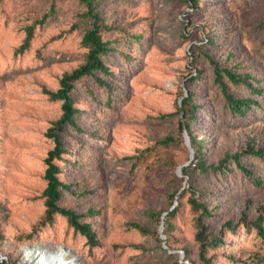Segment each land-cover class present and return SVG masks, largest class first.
<instances>
[{
    "label": "rangeland",
    "instance_id": "374dc122",
    "mask_svg": "<svg viewBox=\"0 0 264 264\" xmlns=\"http://www.w3.org/2000/svg\"><path fill=\"white\" fill-rule=\"evenodd\" d=\"M100 8L109 25L105 38L113 41L106 57L113 75L104 76L111 88L92 77L77 82L82 131H55L69 152L59 161L61 176L76 187L62 204L98 210L90 219L93 245L68 218L51 214L44 195L46 158L55 146L47 133L63 113V102L47 91L58 90L63 76L86 62V7L78 0H0V264H22L21 255L40 264L34 250L44 247L56 254L55 264H204L191 184L214 191L201 201L221 205L205 219L209 232L223 230L226 241L208 248L212 263L264 264L253 213L245 219L241 213L246 202L264 204V188L235 165L230 174L200 171L180 131L181 101L191 89L202 105L192 128L222 141L207 144V165H218L227 149L264 145V0H103ZM206 54L221 67L251 71L262 89L255 96L261 107L235 115ZM230 89L252 93L243 85ZM168 137L173 141L165 143ZM244 162L264 176V159L248 155ZM82 185L89 191L83 196ZM175 207L167 239L166 214L157 222L150 213Z\"/></svg>",
    "mask_w": 264,
    "mask_h": 264
},
{
    "label": "trees",
    "instance_id": "16d2710c",
    "mask_svg": "<svg viewBox=\"0 0 264 264\" xmlns=\"http://www.w3.org/2000/svg\"><path fill=\"white\" fill-rule=\"evenodd\" d=\"M85 7L86 11L82 14L83 20L90 24V27L86 30L82 43L88 48V54L86 62L71 73H67L60 81V88L56 91H47L52 100L61 101L62 104V116L56 122L52 128L49 129L47 136L52 138L55 146L48 152L46 158V171L45 179L47 180V187L44 191L46 196V206L52 212L51 214H60L68 218L72 227L81 235L85 236L93 245L96 244L95 234L91 227L90 219L98 214V210L94 207H90L88 210H79L78 208H68L62 204L64 194L74 192V186L71 183H67L61 176L62 168L59 165V161L63 160L65 156L69 154L66 144L60 133L66 126L71 127L74 130L82 131L78 117L81 113V109L74 101L73 92L76 89L77 82H80L84 78H95L101 85L111 88L110 83L104 76H112L110 65L106 61V57L111 52L113 41L106 39L104 32L109 29V25L106 23V19L101 11V0H78ZM196 2L197 0H191ZM54 9V8H53ZM55 10V9H54ZM46 20V16L43 18V22ZM34 29L28 28V38L26 39V45H29V41L33 36ZM136 39H140L141 36L136 35ZM213 41L209 40L212 44ZM207 55L209 62L214 67L215 82L221 88L222 94L226 98L227 104L235 115L245 116L252 108H260L261 103L255 97L262 94L259 79L249 70L241 69V65L233 64L221 67L212 56ZM232 58L228 55V59ZM200 78V74H197L196 79ZM230 84L247 86L251 90L250 94H238L230 89ZM194 90L189 89L187 96H185L181 103L180 113H182L185 121L180 122V131L182 134H186L190 140L191 146L194 149V159L196 160L197 167L200 171L205 172L208 168L213 171L221 170L224 174H230L233 172V168L230 165H235L236 168L243 173L245 177L251 182L254 187L264 188V176L258 174L250 165L244 162V157L253 156L256 158L264 159V145H257L253 142L245 143L242 148H238L234 151L227 149L220 157L218 165L211 163L207 165L205 161V155L208 151V143H214L217 147L222 144V141L217 143L218 137L206 136L204 139L198 135V130L192 128V123L197 118V112L202 109L201 103L198 102L195 97ZM211 116V112H207ZM173 141L171 137H168L165 143ZM80 163V160H79ZM182 174L184 177H189L190 173L188 168L182 166ZM85 182V181H84ZM76 188V187H74ZM191 197L189 199L192 209L194 211L201 212V215L197 218L196 240L200 244V255L204 264H213L211 259L206 256L208 248H216L226 243L223 230L219 233L209 232V226L207 220L212 218L215 213L221 207L220 204L212 205L209 201H201L199 198H203L206 195L214 194V191H208L209 188L203 185L195 186L190 185ZM79 192L81 196L86 195L89 191L84 185L80 186ZM175 193L172 197L176 198ZM180 199V198H179ZM178 207L165 209L154 213L151 211V216L159 222L162 214H166L164 224L166 225L164 234L167 239L172 235L173 224L171 222L172 217L175 216ZM249 211H252L253 219L252 225L257 230V234L264 241V204H252V202L244 203L241 213L245 219L249 217ZM234 219L230 217L226 220L227 230L233 228ZM139 227V226H138ZM169 244V242H167ZM184 252L189 256L188 249H184ZM260 262V261H259ZM261 263V262H260Z\"/></svg>",
    "mask_w": 264,
    "mask_h": 264
},
{
    "label": "bare ground",
    "instance_id": "6f19581e",
    "mask_svg": "<svg viewBox=\"0 0 264 264\" xmlns=\"http://www.w3.org/2000/svg\"><path fill=\"white\" fill-rule=\"evenodd\" d=\"M34 251H35L34 254L37 255V258L38 259L41 258V261H40L41 263L40 264H46V263H53V264H55V261L57 260L56 254L54 252H52L49 248L44 247L43 252L39 251L40 252L39 254H38V251H37L36 248H35ZM21 257L23 258L22 264H33V262L31 260L27 259L23 255H21Z\"/></svg>",
    "mask_w": 264,
    "mask_h": 264
},
{
    "label": "water",
    "instance_id": "95a60500",
    "mask_svg": "<svg viewBox=\"0 0 264 264\" xmlns=\"http://www.w3.org/2000/svg\"><path fill=\"white\" fill-rule=\"evenodd\" d=\"M188 137V136H187ZM189 139V138H188ZM189 164V163H188ZM181 169V168H180Z\"/></svg>",
    "mask_w": 264,
    "mask_h": 264
}]
</instances>
